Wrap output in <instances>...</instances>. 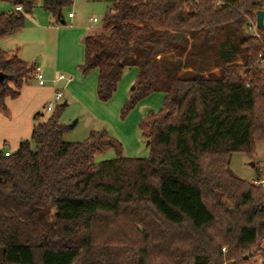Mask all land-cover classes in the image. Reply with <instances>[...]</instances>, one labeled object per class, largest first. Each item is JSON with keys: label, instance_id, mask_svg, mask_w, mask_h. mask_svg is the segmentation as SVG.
Returning <instances> with one entry per match:
<instances>
[{"label": "trees", "instance_id": "16d2710c", "mask_svg": "<svg viewBox=\"0 0 264 264\" xmlns=\"http://www.w3.org/2000/svg\"><path fill=\"white\" fill-rule=\"evenodd\" d=\"M74 1L41 6L65 24ZM107 1L80 70H97L103 102L137 70L122 118L164 94L139 121L150 156H123L106 130L66 142L73 126L56 105L9 156L0 149V264H264V190L230 169L234 153L253 157L264 141V35L246 30L264 0ZM0 2L13 8L0 13L1 39L24 28L36 0ZM34 68L0 49V111ZM110 149L117 157L96 163Z\"/></svg>", "mask_w": 264, "mask_h": 264}, {"label": "rangeland", "instance_id": "374dc122", "mask_svg": "<svg viewBox=\"0 0 264 264\" xmlns=\"http://www.w3.org/2000/svg\"><path fill=\"white\" fill-rule=\"evenodd\" d=\"M41 3L42 0H36V6L32 13L33 18L30 15L26 20V30L20 31V35H22L21 40L23 39L27 41L34 38H40V36L44 35L47 36V45L45 48H42L43 53L45 54V59L48 63L47 66H50L52 70L55 69L57 60L61 70L56 76L64 74L66 77H69V73L62 70V67L72 64L73 61L77 62L79 60L77 72H79L80 79L85 81L83 86L84 89L82 90V97H80L81 99H72L64 90L65 97L61 101L54 103L55 106L63 105L66 102L65 100H68V105H64L60 122L65 125H72L73 128L64 135V140L66 142H82L88 137L91 131L106 130L121 142L123 146V156L130 158L149 157L150 146L148 145L147 139L142 135L139 129V121L147 114L148 111H158L162 107L164 94H152L131 110L126 118H122L121 109L127 101L131 88L137 78V70L128 69L124 72L116 93L108 102L100 101L97 94L96 96L94 95V100L90 96V91H92L93 88L96 89L97 86V70L91 71L86 76H84L80 70V65L85 56L83 44L84 39L81 37L77 38L78 31L70 27H74L75 25L79 27H95L96 31H100L101 24L109 6L111 5V1L75 0L73 5L66 9L65 14L67 15L68 12H73L76 19L72 22L67 20V24H57L55 21H51L52 28L47 30V32H44L42 28V24H45L43 16H37L40 12L42 13V11H44ZM11 9L13 8L7 3L0 2V13L9 12ZM93 17L98 18V25L92 21ZM29 19L31 20L30 23L28 21ZM56 27L63 29L60 37H57L58 33ZM58 39H61L63 44H60L59 40V51L57 52V49H55V41ZM64 42H66L65 45ZM30 47L29 51L32 53L41 49V46ZM18 49L19 48H13L11 53L17 52L18 55ZM30 62H32V59H30ZM63 84L64 81H61L56 85L62 86ZM40 113L37 119H35V124L45 122L51 115L52 111H48L44 108ZM8 144L9 143L6 145ZM7 149H9L8 146ZM263 156L264 141H258L256 142V152L253 157L249 158V156L245 153H234L231 157L230 169L236 176L246 179V181L250 183H252V180L254 179L262 180L264 179V162H259L258 159ZM116 157L117 152L114 149H110L104 154L98 155L96 157V163L112 160ZM252 162L254 163V166L251 165ZM259 185H261L264 190V184H258L256 186ZM223 253H226V251H223ZM248 257V255L245 256V259H248ZM245 264H261V260L259 257H252L245 262Z\"/></svg>", "mask_w": 264, "mask_h": 264}, {"label": "crops", "instance_id": "0c3cea01", "mask_svg": "<svg viewBox=\"0 0 264 264\" xmlns=\"http://www.w3.org/2000/svg\"><path fill=\"white\" fill-rule=\"evenodd\" d=\"M70 14H72V17H69ZM64 15L65 24H67V20L72 22L76 19L75 14L73 12H68L67 15ZM31 16L33 18V14ZM37 16H43L44 18L43 21L45 24H42L44 32H47V30L52 28L51 21L53 20L49 13L42 11V13L40 12V14ZM28 21L29 23L31 22L30 19ZM26 28L27 27L25 25L24 28L15 31L14 33L6 37L1 38L0 49L7 52H11L13 48H19V58L28 63H34V65L40 66L47 81L45 85L41 86L34 79H31L28 84H25L22 87L20 91V96L17 99H8L6 101L8 110L0 111V149H2L4 145L9 143L8 145H6V150L11 152L15 151L18 148L21 140L31 138L35 125L34 116L36 114H39L42 109L46 108L48 103L53 101V95L56 90L60 89L63 92L64 97L65 90L66 93H68L72 99L78 100L80 97H82V90L84 89L83 86L85 84V81L83 79H80L79 72H77V65L79 64L78 60L77 62L73 61L72 64L62 67V70L69 73L70 76L67 77L71 80L64 81V84L62 86L53 85V79L59 73L61 67L59 66L57 60L55 69L52 70L50 66H47L48 63L45 59V54L43 53L42 49L43 47L45 48L47 45V36L44 35L40 36V38H34L32 40L27 41L22 39V41V35H20V31L26 30ZM56 28L58 33L57 37H60L63 29L58 27ZM70 28L76 29L78 31L77 38L81 37L82 39L87 34L96 31L95 27H79L75 25L74 27L71 26ZM59 40L60 44H63L61 39L55 41V49H57V52L59 51ZM65 43L66 42H64V45ZM30 46H41V49L36 50L34 53H32L31 51H29V49L31 48ZM30 59H32V62H30ZM90 94V96L94 100L97 94V86L96 89L93 88L92 91H90ZM65 101L66 105H68V100L66 99ZM40 114L43 115L42 113ZM7 146L9 147V149H7Z\"/></svg>", "mask_w": 264, "mask_h": 264}, {"label": "built area", "instance_id": "2783aa9c", "mask_svg": "<svg viewBox=\"0 0 264 264\" xmlns=\"http://www.w3.org/2000/svg\"><path fill=\"white\" fill-rule=\"evenodd\" d=\"M16 10L22 11V7L18 6V7H16ZM69 17H72V14H70ZM92 21L95 23L99 22V20L97 18H93ZM246 30H247L248 34L251 35L252 37H254L255 39H258V40L263 39L264 28L263 29L258 28L257 16H256V19H251V18L248 19V22L246 25ZM257 64L264 68V47H263V50L258 55ZM31 77H32V79H35L37 81V83L41 86L46 84V79L44 77L42 68L38 65H35V68L32 72ZM70 80L71 79L66 77L64 74H60V75L54 77L53 84L56 85L61 81H70ZM63 97H64L63 92L61 90H56L54 95H53V101L54 102L48 103V105L46 106V109L48 111H53V109L55 107L54 103L61 101L63 99ZM9 154H10L9 151H7L6 156H9ZM252 183L256 184V185L264 184V179H262V180L254 179V180H252ZM223 251H226V249L224 248Z\"/></svg>", "mask_w": 264, "mask_h": 264}, {"label": "water", "instance_id": "95a60500", "mask_svg": "<svg viewBox=\"0 0 264 264\" xmlns=\"http://www.w3.org/2000/svg\"><path fill=\"white\" fill-rule=\"evenodd\" d=\"M264 10H259L257 12V25L258 28L263 29L264 28ZM5 78V75L0 73V81H3ZM133 88V87H132ZM66 105V103H65ZM259 162H264V156L258 159ZM252 166H254V163H251Z\"/></svg>", "mask_w": 264, "mask_h": 264}]
</instances>
